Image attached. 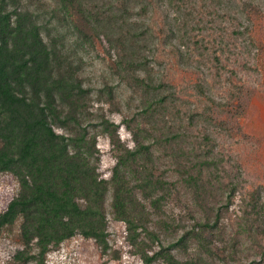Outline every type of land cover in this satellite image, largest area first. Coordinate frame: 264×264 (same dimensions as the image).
<instances>
[{
  "label": "trees",
  "instance_id": "trees-1",
  "mask_svg": "<svg viewBox=\"0 0 264 264\" xmlns=\"http://www.w3.org/2000/svg\"><path fill=\"white\" fill-rule=\"evenodd\" d=\"M174 1L0 0V174H11L18 184L7 210L0 212V236L17 226L19 245L10 263L4 264H47L51 251L77 236L94 241L101 255H107L108 199L113 220L124 224L131 252L142 264H211L218 257L213 244L220 211L213 221L208 217L195 220L166 246L158 230L166 229L168 223H155L150 211L161 209L179 185L158 172L163 149L174 160L182 157L184 177L180 181L193 188L198 198L208 195L203 172L216 165L206 159L192 162V151L173 150L171 142H183L185 137L171 133L165 117H160L165 98L158 100L149 94L157 85L153 87L138 75H148L143 43L151 29L146 26L139 31L145 24L135 17L146 15L154 3L171 6ZM230 3L224 2L225 6ZM254 4L253 0L236 4L250 25L259 12ZM66 33L74 37L75 50L83 53L97 51L103 38L108 55L114 58L107 65L111 73L149 94L138 113L141 121L124 122L132 148L120 141L119 125L102 109L90 110L93 95L100 105L113 104L115 89L104 85L94 93L84 86L82 57L65 48L61 37ZM234 37H248L254 43L247 24ZM99 136L108 138L115 154L107 179L98 172ZM236 190L235 186L230 189L225 208ZM246 205L238 235L256 240L264 235L260 189ZM189 245L194 256L179 260L174 250L185 251Z\"/></svg>",
  "mask_w": 264,
  "mask_h": 264
},
{
  "label": "rangeland",
  "instance_id": "rangeland-1",
  "mask_svg": "<svg viewBox=\"0 0 264 264\" xmlns=\"http://www.w3.org/2000/svg\"><path fill=\"white\" fill-rule=\"evenodd\" d=\"M225 1L228 0H175L171 6L158 2L146 15L135 17L145 24L139 31L146 26L151 29L143 43L148 75L140 72L139 78L147 79L153 87L157 85L156 89L151 87L149 94L154 93L158 100L165 98V111L160 117H165L171 133H183L185 137L183 142H171L173 150L192 151V162L206 159L216 164L203 172L208 195L198 198L193 188L180 181L184 177L182 157L174 160L163 149L158 172L163 179L177 180L179 185L176 195L161 209L150 211L155 223H168L166 229L158 230L163 233L164 246L175 242L195 220L208 217L213 221L220 211L213 244L218 257L211 264H264V235L256 240L238 235V224L252 193L260 189L264 198V0H253L259 12L252 25L237 11L236 4L243 0H230L232 3L227 6ZM246 24L252 28L253 44L248 37H234ZM61 39L66 49L76 51L71 34L66 33ZM101 41L102 46L98 43L95 52L76 51L82 57L81 78L94 93L111 85L115 100L113 104L100 105L93 95L89 107L93 112L102 109L110 121L119 125L120 141L132 148L124 122L134 125L133 119L141 121L138 113L149 94L132 81L123 82L111 73L107 65L114 58L108 55L105 40ZM160 84L163 86L158 87ZM97 148L98 172L107 179L115 164L114 150L103 136L98 137ZM233 186L236 193L225 208L226 196ZM17 190V181L11 174H0V212L7 210ZM109 203L108 199L107 255H101L94 241L77 236L51 251L47 264H142L131 252L124 224L113 220ZM17 233L14 226L0 236V264L10 263L18 250ZM192 247L174 250V254L181 261H189L194 256Z\"/></svg>",
  "mask_w": 264,
  "mask_h": 264
}]
</instances>
